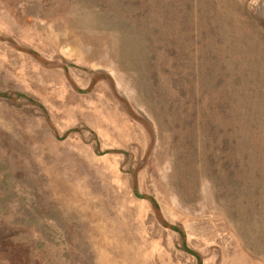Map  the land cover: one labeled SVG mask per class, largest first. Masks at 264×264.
<instances>
[{
    "label": "rangeland",
    "instance_id": "374dc122",
    "mask_svg": "<svg viewBox=\"0 0 264 264\" xmlns=\"http://www.w3.org/2000/svg\"><path fill=\"white\" fill-rule=\"evenodd\" d=\"M0 264H264V0H0Z\"/></svg>",
    "mask_w": 264,
    "mask_h": 264
}]
</instances>
